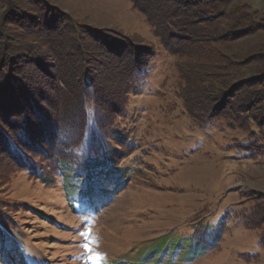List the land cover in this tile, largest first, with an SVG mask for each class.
Returning <instances> with one entry per match:
<instances>
[{"label":"rangeland","instance_id":"374dc122","mask_svg":"<svg viewBox=\"0 0 264 264\" xmlns=\"http://www.w3.org/2000/svg\"><path fill=\"white\" fill-rule=\"evenodd\" d=\"M5 1L0 18L9 3L17 12L4 18L3 28L40 54L32 48L25 55L23 48L22 59L0 66V143L11 127H18L14 135L28 147L52 143L55 117H67L63 110L76 109L74 123L83 122L64 93L81 91L86 83L98 84L92 98L104 110L93 100L85 105L95 109L102 132L115 106L123 101L125 107L107 131L105 147L117 159L108 172L113 182L96 187L92 203L78 202L73 189L66 190L67 179L47 163L43 172L48 170L51 183L5 165L0 154V226L23 235L24 264H264V141L261 147L249 144L253 133L264 138V100H249V85L264 80V30L230 40L220 32L217 39L226 41L212 46L227 65L217 79L242 78L236 96L256 123L248 126L234 115L240 125H200L192 115L237 109H212V92L189 99L186 54L196 39L172 37L181 43L168 45L171 32L154 33L131 0ZM240 1L264 17L263 1ZM85 64L96 83L88 69L81 74ZM139 66L148 67L147 76L127 93L129 75ZM24 115L33 122L25 124V135L18 126ZM0 264H18V257L0 254Z\"/></svg>","mask_w":264,"mask_h":264},{"label":"trees","instance_id":"16d2710c","mask_svg":"<svg viewBox=\"0 0 264 264\" xmlns=\"http://www.w3.org/2000/svg\"><path fill=\"white\" fill-rule=\"evenodd\" d=\"M131 1L134 7L138 6V9L144 13L146 20L154 33H156L159 28H162L163 32H171L169 33L168 38H166L168 45H171L172 43L173 45L171 46L173 47H175L176 44L180 45L181 42L169 40L172 39V37L184 38L187 36L196 39L194 41V47H192V50L186 54V60L189 61L187 66L190 65L188 76H186L189 79L187 82L191 95L189 99L191 100V97L195 98L198 91L201 98H204L207 93L212 92L213 94L210 95V99L212 100L210 105H212V109L215 110L225 107H227V109H237L234 114L220 112L204 114L201 112L202 110H199L202 114L192 115V119L195 122L201 125L224 120L228 123L240 125L239 120L236 118L238 116L241 117L242 120H247L246 124L248 126L251 121L256 123L254 117H247V115H245L244 107L247 103L244 104V100L240 101L236 96V93H238L244 86L240 87L243 83L242 78L234 81L235 78L230 76L227 80H223V82L222 80L217 79L219 78V73L225 71L227 65H224V62L218 61V53L212 46L218 42L226 41L222 38L217 39V33L220 32L230 40L233 35L241 37L253 33L255 30H264V17L259 15L260 12L258 10L251 9L250 7L252 6L245 1L239 2V0L238 2H235V0H180L181 2H177L178 4L176 7H174L173 4H170L171 1L175 0L159 1H162L163 4L165 3V5L160 4L155 0H147L145 5L138 4L139 0ZM167 1L170 2L167 3ZM255 1L260 2V0ZM261 1L264 2V0ZM5 2L8 3V0ZM6 6V15H3V17L0 18V66L13 62L16 56V59H22L23 52L20 54L21 56L18 57V50L25 48V55H30L27 50L34 48L25 45L24 40H27L26 38L16 39L15 37H12V35H9L5 28H3L5 24V22L3 24L4 18L13 12H17V9H14L11 3ZM192 10L194 12L193 14H190L189 12L191 11L192 13ZM33 40L35 41L34 37ZM27 43L30 45L36 44L31 41ZM31 51L33 52V55L40 54L39 52L37 53L38 49L34 48V50L32 49ZM228 67L230 68V66ZM147 68V66H139L134 70L132 75H129V81L126 83L127 86H125L127 93L134 90L135 85L147 76ZM86 69H88L89 74L87 75L91 77L93 84L96 83L97 81L94 80V76L97 77V75L91 71L88 65L85 64V69H83L81 74L83 75V73H86ZM59 71L62 72V69L57 68V73ZM64 72L65 74H63ZM64 72L62 75H66V80L69 79V75L67 74L69 73L68 68H66V71ZM229 72L230 71H228V73ZM263 72L264 71L261 73ZM79 79L82 78H78V80ZM251 79H249V81ZM256 79L259 78L256 77ZM59 86L62 88L63 84L59 82ZM86 86L87 88L85 87V89L81 87V91L66 89L64 93L66 98H72L71 104H73V107L75 106V108H79V113L84 116L83 122L78 119V122L74 123L76 116H73L71 113L76 112V109H73V111L69 113V110H63L64 113L67 114V117L61 120V122L55 117L57 122L54 124L55 126H53L55 133L53 135L54 138L52 137L51 139L52 143H43L40 148L26 146L24 138L18 139V137L14 135V132H16L15 130L18 127H11L7 132V137L5 136V142L0 143V154L6 155L5 158L4 156L2 157V161H5V165H12L13 168L18 171L31 172L44 183L51 181V177L47 172L48 170L45 171L46 173L43 172L45 163H47L51 170L56 171L67 179L66 190L68 189L67 191H69L73 189L74 194L78 197V202L87 201L89 204L93 202L92 197L97 194L95 191L96 187L100 184H105L106 182H113L109 179L108 172L112 171L115 167L117 159L114 157V153L110 154L105 147L108 142L107 131H109L115 124L116 117L118 118L122 116L125 112V107L124 104H122L123 101L115 106L116 111L114 110V113L109 115L110 123L105 127V131L102 132L103 124L98 123L99 116L95 109H91L85 105L86 101H95L92 97L98 96L96 94L98 84L92 85V88H88L87 83ZM249 87L252 88L251 94L254 95L252 96V99H249L250 101L257 98L259 99V97L261 100H264V80L262 83L259 81L257 85L256 82L250 84ZM222 96L225 101H223V99L219 100ZM96 101L93 105L96 104L97 110H104V108L97 106ZM61 105V109H65L67 106V104L63 102ZM185 105L188 109L189 101L185 102ZM261 111L262 110H260V112ZM247 112L249 113L248 110H246V113ZM263 112L264 111H262V114ZM37 113H39V111H37ZM56 114L59 115L58 112H56ZM26 118L25 115L22 116V124L18 125L22 129L24 135L25 124L33 123L28 121V119L26 120ZM63 127L66 128L63 129ZM258 128L260 130V127ZM59 130L62 131L57 139L56 135ZM99 134L102 136H99ZM252 135L253 137L250 139L249 144L251 145L252 143L257 147H261L264 141L263 135H256V133H253ZM65 137L66 139H64ZM23 147L26 149H23ZM243 149H247V147L244 146ZM38 171L41 172L38 173ZM104 191L105 189H102L100 192ZM70 206L71 209H75V206ZM14 233L18 236L16 237L9 231L5 230L3 226H0V254L4 258H8L9 256L18 257V264H24L22 258L23 253H25V247L24 244L21 243V240L24 243L22 238L23 235L19 232ZM259 243L264 247L263 235L259 238Z\"/></svg>","mask_w":264,"mask_h":264},{"label":"snow or ice","instance_id":"6c2138e0","mask_svg":"<svg viewBox=\"0 0 264 264\" xmlns=\"http://www.w3.org/2000/svg\"><path fill=\"white\" fill-rule=\"evenodd\" d=\"M81 235L83 236V235H86V234H85V233H81ZM84 248H85V250H88V245L85 244V245H84Z\"/></svg>","mask_w":264,"mask_h":264}]
</instances>
